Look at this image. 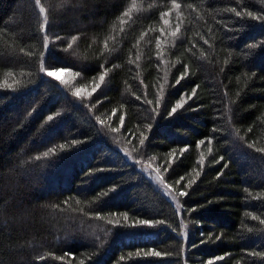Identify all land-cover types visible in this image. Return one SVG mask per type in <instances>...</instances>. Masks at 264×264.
I'll use <instances>...</instances> for the list:
<instances>
[{"label":"trees","instance_id":"trees-1","mask_svg":"<svg viewBox=\"0 0 264 264\" xmlns=\"http://www.w3.org/2000/svg\"><path fill=\"white\" fill-rule=\"evenodd\" d=\"M0 264H264V0H0Z\"/></svg>","mask_w":264,"mask_h":264},{"label":"snow or ice","instance_id":"snow-or-ice-1","mask_svg":"<svg viewBox=\"0 0 264 264\" xmlns=\"http://www.w3.org/2000/svg\"><path fill=\"white\" fill-rule=\"evenodd\" d=\"M35 2H36L37 5L40 4V0H35ZM132 7H133V8L136 7L135 3H133V6H132ZM174 7H175V8H179L180 5H179L178 3H174ZM40 12H41L42 14L46 12V10H45V8H44L43 6L40 7ZM124 15H126V16L129 15V12H125ZM121 22H123V21H121ZM165 23H167V21H165ZM177 31H179V26H177ZM172 35H173V36L176 35V32H173ZM73 39L75 40V38H73ZM69 47H71V45H69ZM8 75H11V73H9ZM48 75H49V76H54V75H56V73H54V72H48ZM100 79L103 80L104 77L101 76ZM5 83H6V81H5ZM77 94H79V93H77ZM44 155L47 156L48 153H45ZM181 195H183V193H181ZM153 254L158 255V253H153Z\"/></svg>","mask_w":264,"mask_h":264},{"label":"rangeland","instance_id":"rangeland-1","mask_svg":"<svg viewBox=\"0 0 264 264\" xmlns=\"http://www.w3.org/2000/svg\"><path fill=\"white\" fill-rule=\"evenodd\" d=\"M57 75H58V76H62V73L59 72ZM148 170H151V169H148ZM151 171L155 174V175H153V176L156 178V177H157L156 172L153 171V170H151ZM157 179H158V178H157ZM166 191H167L168 195L170 196V198L173 200V202H175L176 197H175L171 192H169V190H166Z\"/></svg>","mask_w":264,"mask_h":264}]
</instances>
